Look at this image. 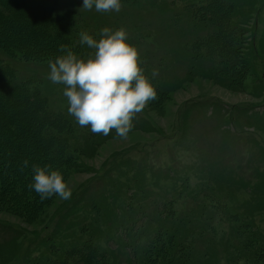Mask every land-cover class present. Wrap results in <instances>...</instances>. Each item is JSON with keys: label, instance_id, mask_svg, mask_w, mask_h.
<instances>
[{"label": "rangeland", "instance_id": "obj_1", "mask_svg": "<svg viewBox=\"0 0 264 264\" xmlns=\"http://www.w3.org/2000/svg\"><path fill=\"white\" fill-rule=\"evenodd\" d=\"M230 1L234 2L235 8L240 7L241 13L236 16L243 24L242 27L250 30H253L252 26L257 27L256 45L245 58L252 63L253 72L258 76V67L264 63V54L259 46L261 39H264V5L256 9L264 0H251L253 7L249 17H245V11L251 8L245 2ZM200 2L70 0L64 2L63 6L84 10L82 13L91 16L89 28L95 25L98 31L95 33L88 29L90 34L85 42L89 53L82 62L64 67L47 66L42 62L44 67L27 62L26 59L25 62L16 57L8 58L0 51V60L13 67L16 65L19 78L32 77L35 82L33 86H39L37 83L41 84L42 89H55L56 92L50 95L52 106L66 112L75 130L72 137L75 159L67 164L66 170H54L45 176V184L41 176H38L40 179L36 184L40 188L37 191L43 195L41 198L34 199L38 194L34 190L20 193L19 189L17 198L21 199V203L16 204L15 201H4L6 193H0V264H20L25 261L29 251H33L32 247L27 246L28 239L34 237L30 235H37L32 242L34 246H39L44 237L54 235L55 223L74 220L75 216H79L80 205L86 204H94L99 208L101 212L98 221L102 218L104 221L102 225H91L86 233L78 229L72 234L68 233L66 243L69 245L72 241L83 243L89 236L96 240L104 237L112 226H117L114 243L110 245L112 250L120 246L116 238L117 231L120 236L134 232L141 238V242L147 236L150 239L152 233L159 229L160 223H152L146 228L138 226L133 231L129 228L141 222L140 211L153 208L152 203L156 208L166 203L178 211L176 219L158 221L165 223L167 228H173L171 232L179 238L183 231L174 229L176 225L182 227L177 220L183 218L184 212L190 208L188 205L198 201V193L209 188L212 175L221 174L225 177L227 174V178L238 176L237 179L244 180L240 183L241 187L245 185V180L249 181L241 171H249L254 163L264 168V161L259 154L253 152L252 157L246 161L245 156L238 152L240 146L232 147L231 128L225 121H219L218 124L210 107L192 104L194 101L208 99L214 100L209 105H215V99L220 100L233 107L234 116L239 113L240 117L234 119L239 131L247 129V133L251 132L264 141V119L248 120L247 111L237 110L262 104L264 79L261 81L259 77H249L248 88H239L232 80L216 76L212 68L215 64L211 61L209 63L206 55L200 57L194 52L195 38L214 30L210 25L191 28L194 22L190 6ZM254 19H257L256 24ZM209 37L201 39L204 41ZM245 40L249 41L246 37ZM245 47L243 53L249 50L247 45ZM135 72L140 75L139 79L132 78ZM246 134L242 135L247 140L249 136ZM152 141H155L154 144L149 145ZM126 151L131 152L125 157L132 159L129 168L122 164V156H118ZM114 159L118 161L115 165ZM121 170H129V177H134V181L145 174L144 180L135 185L129 184L130 189L126 195L134 192L137 186L153 191L152 197H149L153 199L151 204L149 199L135 198L132 203L135 213L129 216L124 215L123 187L120 189L111 185L114 178L122 176L117 172ZM126 179V175L121 179L123 185H127ZM217 184L222 185L223 181H217ZM217 196L221 197L220 194ZM75 197L79 201L77 211L72 204L77 202ZM29 198L32 202L34 200V206ZM244 200L238 202L237 207L228 202L229 210L236 211L240 216ZM216 211L219 212L204 213H210L213 217L204 222L206 232L202 237H198L201 233L194 229L199 219L195 215L191 217L192 222L187 227V230L192 229L191 253L204 260L203 264H235V258L242 254L240 252L245 246L242 244L246 241V237L237 233L241 225L240 218L230 219L221 209ZM251 211H255L256 217H260L264 223V206L253 203ZM150 213L148 211L147 216ZM152 217L151 214L149 219ZM129 219L134 224L127 226ZM145 231L146 235L143 234ZM59 242L54 239L56 245ZM255 243L264 245V234L252 245ZM214 247L216 253L213 252ZM120 250L123 255L119 257L123 260L119 262L117 259V262L126 264L129 249ZM43 252L42 246L38 252L40 255L34 252L32 256L36 255L40 259Z\"/></svg>", "mask_w": 264, "mask_h": 264}, {"label": "trees", "instance_id": "obj_2", "mask_svg": "<svg viewBox=\"0 0 264 264\" xmlns=\"http://www.w3.org/2000/svg\"><path fill=\"white\" fill-rule=\"evenodd\" d=\"M66 1L70 0H0V51L8 58L16 57L17 60L23 61L26 59L27 62L40 66H44L42 62H45L47 66L61 67L70 63L82 62L89 53L88 45L85 42L90 34L88 29L95 33L98 31L95 30V25L89 28L91 16L82 13L84 10L78 11L75 7L63 6ZM247 1L248 3H246ZM237 2H245L251 8L245 11V17H249L253 7L251 0H238ZM233 4L234 2L230 0H201L200 3L192 4L190 9L194 26L191 28L197 29L199 25H210L214 29L210 34L195 38L196 51L194 52L200 57L206 55L207 61L215 64V67L212 68L213 72L215 69L216 76H220L223 80H232L234 85L243 89L248 88L247 79L249 77L264 79V63L260 64L262 67H258L260 74L257 76L253 72L252 63L245 58L246 54L252 52V48L256 45L257 27L252 26L253 30L242 27L243 24L236 16L241 13L240 7L239 9L235 8ZM263 5L264 1L256 10L263 8ZM236 11L238 12L236 13ZM255 20L257 22V19H254L256 24ZM262 34L264 35V32ZM206 37L209 38L204 41L201 39ZM245 37L249 41L245 40ZM245 45L249 47V50L243 53L246 51ZM259 46L261 53L264 54V39H261ZM15 66L0 60V193H6L3 196L4 201L8 203L15 201L16 204H19L21 203V199L17 198L19 189L20 193L27 192L29 189L36 191L38 197L36 195L34 199L38 200L43 196L40 191H37L40 190L36 184L40 179L38 176H41L43 184H45L46 180L43 179L45 176L52 174L54 170H66L67 164H71L70 161L75 159L74 139L72 138L75 130L66 112L52 106L50 95L56 92L55 89H42L41 84L37 83L36 85L39 86H33L35 82L32 81V77L19 78ZM139 76L135 72L132 78L139 79ZM212 101L214 100L206 99L201 102L194 101L192 104L210 107L218 124H220L219 121L226 122L232 130L230 142L232 147L239 145L240 151L238 152L245 156L246 161L252 157L253 152L256 155L259 154L260 159L264 161V141L251 132L247 133L249 131L247 129L246 131L237 129L234 122L240 115L238 113L237 116H234L233 107L223 104L218 99H215V105H209L208 103ZM237 110L238 112L247 111L246 119L248 120L264 119V100L261 105L237 108ZM242 134L248 135L249 139H244ZM153 142L155 141L149 145H153ZM145 147L147 146L145 145ZM142 150L143 148L139 151ZM130 153V151H126L118 154V156H122L121 161L124 166H127L126 168H129V163L132 161L131 158L125 159ZM117 163L118 161L114 159L113 164ZM256 164L250 166V170L247 172L241 171L249 180H245V185L241 187L240 183H243L244 180L237 179L238 176L227 178V174L225 177L221 174L212 175L213 178L209 180L210 184H208L209 188L199 192L198 201H195L194 205H188L187 207L190 208L184 212L183 218L177 220L179 221L178 225L182 227L179 228L176 225L174 229L183 231L179 238H176V234L171 232L173 228H167L165 223L158 221V219L168 221L176 219L178 211L170 208L166 203L156 208L152 203L153 199H149L153 195L150 188L143 189L141 186H137L134 192L126 195L130 189L129 184L135 185L144 180L145 174L137 179L138 181H134L132 180L134 177H129V170L117 171L122 176L114 178L111 185L114 188L118 186L121 189L123 187L124 215L129 216L131 213H135L132 203L136 197L144 200L149 199L150 204L152 203L153 208L148 207L146 211H140L141 222H137L129 228L133 231L138 226L146 228L152 223H160L159 229L152 233L150 239V236H147L146 240L141 242V238L134 232L120 236L117 231L116 238L120 246L118 249L112 250L110 245L112 242L114 243L113 236L117 228V226H112L104 237L96 240L89 236L83 243L72 241L69 245L66 243L68 233L77 229L86 233L91 225L93 226L95 223L102 225L101 222L104 221V218L98 221L101 211L94 204L80 205L79 216H75L74 220H69L67 223L65 221L55 223L54 235L44 237L39 246H34L32 242L37 235H30L34 237L28 239L27 246L32 247L33 251H29V257L27 256V259L20 264H120L117 259L119 262L123 260L119 257L123 255L120 250L123 248L129 249V254L125 259L126 264H203L204 260L198 259L196 254L193 256L191 253L192 229L187 230V227L192 222L191 217L197 216L199 220L194 229L201 233L198 237L204 236L206 232L204 222L212 220L213 217L210 213H204L206 211L219 212L216 211L218 209L226 212L225 216L229 215L230 219L240 218L241 225L237 233L246 237V241L242 244L245 246L240 252L242 254L238 255L240 257L237 256V259L235 258V264H262L264 262V245L258 243L252 245L257 240L259 241L264 234V223L260 221V217H256L255 211H251L253 203L260 207L264 206V168ZM125 175L127 176V185H123L121 181ZM241 179L243 178L241 177ZM220 180L223 181L222 185L217 184V181ZM10 194L12 196H9ZM217 194H220L221 197H218ZM74 199L77 201L76 197ZM242 199L246 200L242 201V214L239 216L236 211H230L229 208L230 205L237 207L238 202ZM29 200L34 206V200L33 202L31 198ZM78 202L72 203L76 211ZM27 206L25 205V207ZM103 206L102 213H104ZM148 211H151L150 215H153L150 219V215L147 216ZM206 215H209L207 220L205 219ZM82 219L85 220L82 221ZM133 224L134 221L131 219L126 222L127 226ZM106 225L108 224L104 226ZM241 230L243 232H240ZM143 234L146 235L147 231ZM55 238L58 242L60 238L61 243L56 245ZM102 239H104L103 242ZM42 246L44 254L40 259H37ZM34 252L38 256H32ZM213 252L216 253V247ZM215 257L212 256V258Z\"/></svg>", "mask_w": 264, "mask_h": 264}]
</instances>
